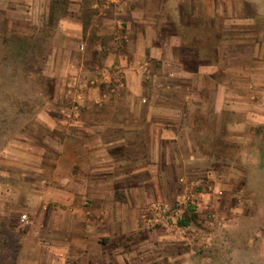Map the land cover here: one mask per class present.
<instances>
[{"label":"crops","instance_id":"crops-1","mask_svg":"<svg viewBox=\"0 0 264 264\" xmlns=\"http://www.w3.org/2000/svg\"><path fill=\"white\" fill-rule=\"evenodd\" d=\"M84 4L71 0L44 64L70 74L72 107L40 116L50 140L27 145L44 206L15 264H175L164 244L193 222L160 223L156 206L216 216L245 192L246 174L227 173L246 166L225 153L264 125V0H91L85 18ZM50 8L0 0V23L44 24Z\"/></svg>","mask_w":264,"mask_h":264},{"label":"rangeland","instance_id":"rangeland-1","mask_svg":"<svg viewBox=\"0 0 264 264\" xmlns=\"http://www.w3.org/2000/svg\"><path fill=\"white\" fill-rule=\"evenodd\" d=\"M1 25L2 23L0 27ZM5 26L6 31L0 30L3 35H9L14 29L31 34L45 25ZM49 42L53 43L52 40ZM41 45L46 48L49 44L43 42ZM51 62V66L55 68L64 61L56 56ZM18 65L23 66L21 63ZM6 76L8 72L0 69V86ZM69 77L70 74H51L49 69L43 70V80L48 85L46 95L41 94V89L36 83H21V87L26 89L22 99L28 102L25 112L11 116L10 129L0 133V264H15L27 230L31 228L33 218H36L34 215H38L44 206L39 198H34L27 192L33 182L31 176L22 174L23 163L30 157L26 152L30 149L28 144L38 147L45 139L50 140L47 126L39 117L48 113L51 116H59L64 109H71L73 93L68 92L71 87ZM9 87L14 91L15 86L12 83ZM23 88H19V91L22 92ZM2 100L0 99V107ZM0 115L4 116V113ZM239 143L243 145L242 149L238 152L235 151L236 148L231 147L232 151L226 153L225 158H228L227 161L235 160L246 166L243 168L245 170L234 167L227 173L232 179H239L246 174L248 178L244 180L243 195L219 199L216 216L212 215L214 210L209 215L208 208L200 210L199 204L190 200L177 201L174 205L177 215L174 220L170 219L174 226L178 225L179 219H183L186 211L190 210L196 215L190 227H176L178 229L174 230V238L172 236L169 243L164 244V251L176 254L175 264H264V125L260 124L258 131L250 130L245 140H240ZM48 152L49 155L55 154L51 150ZM35 153L39 155L38 151ZM234 186L231 181L227 184L229 195L234 194L231 193ZM24 215L27 217L25 221L22 220ZM183 235L190 236V244H187L188 238ZM33 236V240H38L39 233H33ZM134 244L132 241L130 248L134 247ZM135 263L133 261V264ZM161 264L167 263L164 260Z\"/></svg>","mask_w":264,"mask_h":264},{"label":"trees","instance_id":"trees-1","mask_svg":"<svg viewBox=\"0 0 264 264\" xmlns=\"http://www.w3.org/2000/svg\"><path fill=\"white\" fill-rule=\"evenodd\" d=\"M91 0H84L85 4L82 8V15L90 17L94 14L87 8L88 2ZM71 0H51L50 14L47 21L38 31L31 34H25L12 31L9 35H3L0 32V69L8 72L6 80L0 86L2 100V107H0V114L3 112L4 116L0 115V133L10 129V117L16 113L22 114L25 112V106L28 103L26 99H22L26 89L21 87L22 84L36 83L41 89V94L46 95L47 83L43 80V70L46 58L49 53L50 42L53 38L54 32L61 20L70 9ZM6 26L1 25L0 30L6 31ZM46 42L49 45L46 48L41 43ZM21 63L23 66H19ZM5 82V83H4ZM15 86L14 91L9 87V84ZM22 83V84H21ZM19 88H23L20 92ZM16 91V92H15ZM237 149V147H234ZM235 149V151H237ZM261 151V148L259 147ZM232 151V150H231ZM264 151V147L262 148ZM229 153V151L227 152ZM226 154V153H225ZM196 216L190 210L186 211L182 220H178V225H188Z\"/></svg>","mask_w":264,"mask_h":264},{"label":"built area","instance_id":"built-area-1","mask_svg":"<svg viewBox=\"0 0 264 264\" xmlns=\"http://www.w3.org/2000/svg\"><path fill=\"white\" fill-rule=\"evenodd\" d=\"M120 0H107V7H110L112 4H118ZM175 209H172L171 206L161 204L157 205L155 208V212L157 214V220L160 223L168 222L170 219L174 220L176 218L177 213ZM27 219L26 215L22 217V220L25 221Z\"/></svg>","mask_w":264,"mask_h":264}]
</instances>
